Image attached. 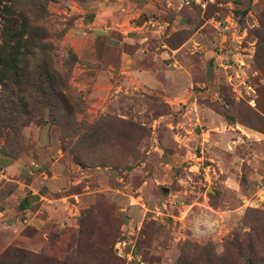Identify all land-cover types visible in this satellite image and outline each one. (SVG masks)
<instances>
[{
  "label": "rangeland",
  "instance_id": "rangeland-1",
  "mask_svg": "<svg viewBox=\"0 0 264 264\" xmlns=\"http://www.w3.org/2000/svg\"><path fill=\"white\" fill-rule=\"evenodd\" d=\"M16 1L26 6L14 17L42 29L53 68L81 103L72 114L39 106L11 122L0 96V264H200L199 247L223 256L253 232L249 224L264 214L256 194L264 184V75L256 62L264 0L159 7L168 28L149 44L178 51H170V71L149 89L125 83L110 95L103 84L86 86L63 44L68 0H0L1 8ZM34 173L57 174L56 190ZM31 195L40 201L28 206ZM42 205L53 219L40 232L23 228L26 210ZM213 221L217 230L198 238Z\"/></svg>",
  "mask_w": 264,
  "mask_h": 264
},
{
  "label": "crops",
  "instance_id": "crops-1",
  "mask_svg": "<svg viewBox=\"0 0 264 264\" xmlns=\"http://www.w3.org/2000/svg\"><path fill=\"white\" fill-rule=\"evenodd\" d=\"M68 2L71 7L70 13H67L70 23L63 44L77 55V67L81 70V78L88 88L103 84L110 95L124 90L125 83H129L135 90L149 89L165 78L164 73L171 68L168 61L170 51L173 54L178 51L171 50L165 43L152 47L149 41L155 37L153 32L164 34L168 28V24L164 22L160 24L161 19H166L168 13L159 7L163 10L166 7L170 8L172 0H68ZM156 16L160 17L159 20ZM151 23L153 26L159 25L157 30L151 29L153 28ZM109 49L116 53L118 57L116 61L110 60L105 54ZM56 175L54 173V176L43 177L40 173H34L29 176L33 181L39 178L50 192L56 190ZM16 183L19 185V191L22 190L23 180L19 179ZM256 194L260 203L261 188ZM29 197L23 198L25 204ZM37 198L40 201L39 197ZM44 210V205L37 210L27 209L23 228L42 231L53 219L45 215Z\"/></svg>",
  "mask_w": 264,
  "mask_h": 264
},
{
  "label": "trees",
  "instance_id": "trees-1",
  "mask_svg": "<svg viewBox=\"0 0 264 264\" xmlns=\"http://www.w3.org/2000/svg\"><path fill=\"white\" fill-rule=\"evenodd\" d=\"M25 6L16 1L3 9L0 2V85L5 89L0 96L7 103L6 109H3L9 115L7 121H14L12 114L15 113L19 118L30 116L39 106L49 108L54 114H72L80 107L81 101L78 95H74L68 77L53 68L42 29L27 18L19 24V19L14 17L16 9ZM18 28L23 32L18 33ZM261 28L263 32L259 35L256 62L264 75V19ZM19 47L22 52L17 51ZM37 50L42 51L40 56H36ZM33 57H36L35 60ZM5 80L7 82L2 83ZM262 88L260 95H264V86ZM258 113L264 121V107L259 108ZM246 125L257 128L251 123ZM259 217L249 224L253 232L228 243L223 256L211 255L208 246L199 247L197 250L202 256L200 264H264V214ZM178 264L191 263L183 259Z\"/></svg>",
  "mask_w": 264,
  "mask_h": 264
},
{
  "label": "clouds",
  "instance_id": "clouds-1",
  "mask_svg": "<svg viewBox=\"0 0 264 264\" xmlns=\"http://www.w3.org/2000/svg\"><path fill=\"white\" fill-rule=\"evenodd\" d=\"M218 227H219V224L216 221H213L211 224L206 222L203 225L202 229L200 230V235L198 236V238L199 237H207V236L211 235L212 233H214L217 230Z\"/></svg>",
  "mask_w": 264,
  "mask_h": 264
},
{
  "label": "water",
  "instance_id": "water-1",
  "mask_svg": "<svg viewBox=\"0 0 264 264\" xmlns=\"http://www.w3.org/2000/svg\"><path fill=\"white\" fill-rule=\"evenodd\" d=\"M35 201H38V198L37 197H29L26 200V205H32Z\"/></svg>",
  "mask_w": 264,
  "mask_h": 264
},
{
  "label": "built area",
  "instance_id": "built-area-1",
  "mask_svg": "<svg viewBox=\"0 0 264 264\" xmlns=\"http://www.w3.org/2000/svg\"><path fill=\"white\" fill-rule=\"evenodd\" d=\"M262 195L260 196L261 202L264 203V184L261 187Z\"/></svg>",
  "mask_w": 264,
  "mask_h": 264
}]
</instances>
